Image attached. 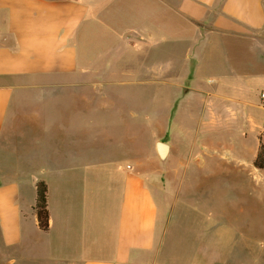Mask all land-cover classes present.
I'll return each mask as SVG.
<instances>
[{
    "label": "crops",
    "instance_id": "0c3cea01",
    "mask_svg": "<svg viewBox=\"0 0 264 264\" xmlns=\"http://www.w3.org/2000/svg\"><path fill=\"white\" fill-rule=\"evenodd\" d=\"M139 1L0 0V147L26 143L31 168L0 164V264L16 263L10 251L48 264H264L248 235L264 232V0H145L182 22L177 33L150 25ZM115 38L143 62L164 56V38L185 45L171 70L156 66L168 111L157 123L171 127L147 160L131 99L103 89L126 69L102 62Z\"/></svg>",
    "mask_w": 264,
    "mask_h": 264
},
{
    "label": "rangeland",
    "instance_id": "374dc122",
    "mask_svg": "<svg viewBox=\"0 0 264 264\" xmlns=\"http://www.w3.org/2000/svg\"><path fill=\"white\" fill-rule=\"evenodd\" d=\"M139 2H141L140 10L144 13V16L148 18V23L150 25H153L159 30L163 28L164 30L171 31L172 33L181 31L182 22H178L175 17L173 18V16L168 13L166 8L157 5L153 1L147 2L144 0ZM183 33L184 32L181 33L180 39H182L181 36L183 35ZM177 40L178 39L174 38L162 39L161 46L165 48V52L163 53L164 56L161 57L159 45L157 47V49H159L158 52H154L153 55L149 59H147V61L143 62V53L136 51L131 52V54L127 53L126 48L123 47L125 46L124 41L117 40L115 38L111 41V43L115 41L117 42L110 47V55L107 56L106 49L104 57L102 58V62L107 59L118 62L120 59H122V62L119 65L126 68L122 70L119 69L116 72L117 75L114 78L119 83H116L112 88L104 87L103 89H113L118 91L122 88V91H125L126 95L131 99L133 146L135 145V147L138 148V150L140 151V158L144 160H147L148 158L144 153H142V151L145 152L144 150L146 148L148 150L151 149V147L157 140L158 134L161 135L162 131L164 132L166 129L168 130L171 127L170 119L162 120L160 121V123H157V121L159 120H157L156 117L159 116L162 111H164V114H166V112L168 111L166 105L165 108L164 106L162 108L161 102H158V98H160L161 96L159 94V97H157V90L158 93H160L162 87L160 86L161 77L160 74L157 75L156 66L163 63L168 70H171V66L178 62L176 53L178 52V49L183 50V46L185 45H182L181 40L179 43L177 42ZM189 41L191 42L192 38H190ZM120 49H122V58L120 57ZM131 60L135 61L136 66L131 63ZM164 72L165 80L168 78H172L171 75L167 76V71ZM168 73L172 74V71H169ZM99 79L100 81H104L102 76ZM166 88L171 90L170 87H164L163 89L166 91ZM165 96H167L166 93ZM165 96L164 98H166ZM127 107L129 111L130 103H127ZM84 110H86V104L84 105ZM167 139L168 141H170V137H168ZM26 146V143L20 142V144L18 145L14 144L15 150L13 149L11 151L5 147H0V164H2L1 167L6 168L7 165H14V167L16 168V166L18 165L20 176L23 175L24 172L26 173L30 168L28 155L29 153ZM248 235H251L252 239H254L255 242H264L263 231L248 232ZM9 253H12L16 258L15 264H48L45 255H41V257H35V255L23 253L22 251H10Z\"/></svg>",
    "mask_w": 264,
    "mask_h": 264
},
{
    "label": "trees",
    "instance_id": "16d2710c",
    "mask_svg": "<svg viewBox=\"0 0 264 264\" xmlns=\"http://www.w3.org/2000/svg\"><path fill=\"white\" fill-rule=\"evenodd\" d=\"M256 165L264 168V146L261 147ZM47 185L44 181L36 183V202L33 207L38 225L43 231H47L50 227V214L47 202Z\"/></svg>",
    "mask_w": 264,
    "mask_h": 264
},
{
    "label": "water",
    "instance_id": "95a60500",
    "mask_svg": "<svg viewBox=\"0 0 264 264\" xmlns=\"http://www.w3.org/2000/svg\"><path fill=\"white\" fill-rule=\"evenodd\" d=\"M168 144L162 141L157 142V150L159 151L160 157L164 158L167 152Z\"/></svg>",
    "mask_w": 264,
    "mask_h": 264
},
{
    "label": "built area",
    "instance_id": "2783aa9c",
    "mask_svg": "<svg viewBox=\"0 0 264 264\" xmlns=\"http://www.w3.org/2000/svg\"><path fill=\"white\" fill-rule=\"evenodd\" d=\"M261 102H262V105H264V91L261 93Z\"/></svg>",
    "mask_w": 264,
    "mask_h": 264
}]
</instances>
